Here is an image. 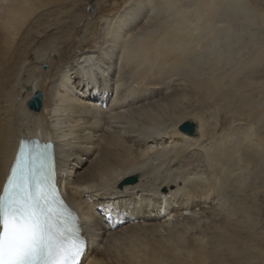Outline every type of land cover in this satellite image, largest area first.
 <instances>
[{
    "label": "bare ground",
    "instance_id": "bare-ground-1",
    "mask_svg": "<svg viewBox=\"0 0 264 264\" xmlns=\"http://www.w3.org/2000/svg\"><path fill=\"white\" fill-rule=\"evenodd\" d=\"M82 1L0 0V192L20 138L39 135L83 220L81 264H253L232 221L264 174V45L219 73L229 45L206 67L194 32L231 35L227 0Z\"/></svg>",
    "mask_w": 264,
    "mask_h": 264
},
{
    "label": "snow or ice",
    "instance_id": "snow-or-ice-1",
    "mask_svg": "<svg viewBox=\"0 0 264 264\" xmlns=\"http://www.w3.org/2000/svg\"><path fill=\"white\" fill-rule=\"evenodd\" d=\"M50 143L19 145L0 194V264H78L86 242L58 192Z\"/></svg>",
    "mask_w": 264,
    "mask_h": 264
},
{
    "label": "rangeland",
    "instance_id": "rangeland-1",
    "mask_svg": "<svg viewBox=\"0 0 264 264\" xmlns=\"http://www.w3.org/2000/svg\"><path fill=\"white\" fill-rule=\"evenodd\" d=\"M244 1H246V0H227L228 4L231 6L230 13L234 17V19H232V25H230V34L231 35L225 34L226 33V31L224 30L225 27H220L219 31H222V32L210 31L209 30L210 27L205 29L204 31L200 32L201 34L198 32H197V34H195L196 32H194L195 38H198V36H200L202 38V39L200 38V40H201L200 42H201L202 46L200 45V47H199V54L202 51L201 55H203V56H201V57H203L205 63L208 62V63H206V67H208L212 64L214 58H217V56L219 57V54L215 56L216 53L220 52V54H221L225 50V53L228 55L229 54L227 52L228 49L231 50V53L228 56L230 58V59H228L230 62L228 60H226V58H223L222 64H224L225 67L223 69H219V73H222V72H225L226 74L230 73V72L233 73L232 69H233V67L235 69L236 64H238L240 59L245 58V57L246 58L249 57V59H250L252 52L253 53L256 52V53L260 54L262 48H260L259 45L260 44L264 45V15H262L261 17H258V18L255 17V15L253 14V11L249 10L250 3L253 2V0H248L249 3H246ZM257 1L259 2L258 4H260L263 7V9H262V11H263L264 10V0H257ZM84 2H85V0H83L80 3V7L82 8L83 5H85L86 10L88 11V9H90V2L91 1H88L85 3ZM91 5H94V3L91 2ZM178 6H180V4H178ZM183 7L187 8L186 10H184L185 12L183 10L182 11L179 10L178 13L174 14L176 16L172 17V18L177 19L178 17L183 18L184 16H188V15H190L192 10L194 9V5L192 3L190 5L189 4L183 5ZM191 8H193V9H191ZM245 18H246V20L249 19L250 23H248L249 21H247V23L246 22L243 23L242 21H244ZM216 22L218 23V21H216ZM191 25L193 26V24H191ZM205 31H207V33ZM233 32H234V34H232ZM235 33H237L238 36ZM48 34H50V33H48ZM60 34H61L60 31L53 30L52 36L56 37V36H59ZM214 35L217 37V39L213 38ZM45 36L46 35L43 34V35L37 37V40H42L45 38ZM220 36H222V37H220ZM223 37H224V39H223ZM227 38H228V40L230 39V41H228ZM252 38H253V40H252ZM203 40H205V42ZM211 40H212V42H211ZM220 40H222V41H220ZM248 40H249V42H248ZM227 41H228V43H227ZM203 43H205L204 46H203ZM253 43L255 45H253ZM227 44L229 45L228 49L225 48L226 47L225 45H227ZM209 45L211 47L206 48V47H209ZM219 46H220V48H218ZM253 46H255V48ZM251 47H253V48H251ZM210 50H214V51H212V53H214V54H212V53L210 54V52H211ZM220 50H222V52ZM215 51H217V52H215ZM263 53H264V51L261 54H263ZM263 59H264V57H263ZM222 64H221V66H223ZM262 69H263L262 67L261 68L255 67L254 68L255 72L253 74L258 73L261 70V72H259L258 74L261 77L264 76L263 75L264 71ZM227 71H229V72H227ZM242 166H244V165L242 164ZM263 168H264V164H263ZM252 170H251V172H252ZM249 176H253V177H250L248 179L247 177H249ZM246 178H247V180H246V184H245L244 194L248 200H245V201H247L248 206H250L251 211H252V215L250 217H244L245 222H247V223H244V224L241 223V221L244 220L243 218H241V216H240V218L235 217L232 222L234 223V225H236V222L239 220L238 224H239V226L240 225L242 226V230H241L242 236L247 239L249 245L253 246V250L255 249L254 251L252 250L250 252L251 255H254L253 264H264V174L260 175L259 177L254 176L252 174H249L248 176H246ZM244 225L246 226V229L243 228ZM232 237L234 239V240H232V242H234L235 244H236V242L238 243L237 237H235V235H233V234H232ZM239 250L240 249L238 247V251Z\"/></svg>",
    "mask_w": 264,
    "mask_h": 264
},
{
    "label": "water",
    "instance_id": "water-1",
    "mask_svg": "<svg viewBox=\"0 0 264 264\" xmlns=\"http://www.w3.org/2000/svg\"><path fill=\"white\" fill-rule=\"evenodd\" d=\"M41 100H42V98H41V93L40 92H38L37 94H36V96H34L33 98H31L30 100H29V102H28V104H29V106L31 107V108H33V109H39L40 108V106H41ZM187 124V126H185ZM184 131H188V130H190L191 128H195V124L194 123H190V122H186L185 124H184V126H182L181 127ZM189 132H191V131H189ZM194 131H192L191 133H193ZM135 179H136V177H131V178H129L127 181H130V182H134L135 181Z\"/></svg>",
    "mask_w": 264,
    "mask_h": 264
}]
</instances>
